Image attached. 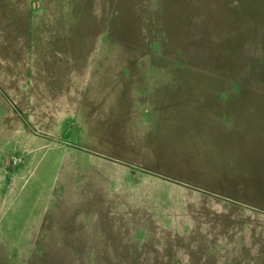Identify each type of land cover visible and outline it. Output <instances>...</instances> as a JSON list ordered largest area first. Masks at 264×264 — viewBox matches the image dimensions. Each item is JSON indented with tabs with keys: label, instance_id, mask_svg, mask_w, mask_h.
I'll list each match as a JSON object with an SVG mask.
<instances>
[{
	"label": "rangeland",
	"instance_id": "rangeland-1",
	"mask_svg": "<svg viewBox=\"0 0 264 264\" xmlns=\"http://www.w3.org/2000/svg\"><path fill=\"white\" fill-rule=\"evenodd\" d=\"M0 264H264V0H0Z\"/></svg>",
	"mask_w": 264,
	"mask_h": 264
}]
</instances>
